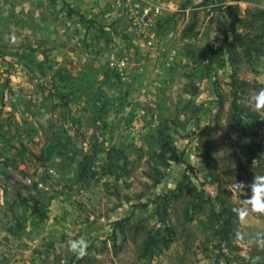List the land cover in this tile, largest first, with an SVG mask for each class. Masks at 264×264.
<instances>
[{
  "label": "rangeland",
  "instance_id": "obj_1",
  "mask_svg": "<svg viewBox=\"0 0 264 264\" xmlns=\"http://www.w3.org/2000/svg\"><path fill=\"white\" fill-rule=\"evenodd\" d=\"M152 1L151 58L109 0H0V264H264V8Z\"/></svg>",
  "mask_w": 264,
  "mask_h": 264
},
{
  "label": "built area",
  "instance_id": "obj_2",
  "mask_svg": "<svg viewBox=\"0 0 264 264\" xmlns=\"http://www.w3.org/2000/svg\"><path fill=\"white\" fill-rule=\"evenodd\" d=\"M116 15L126 21L147 48L149 57H157L161 51L156 27L163 15V6L152 0H109ZM110 66L122 72L126 67L124 59H112Z\"/></svg>",
  "mask_w": 264,
  "mask_h": 264
},
{
  "label": "trees",
  "instance_id": "obj_3",
  "mask_svg": "<svg viewBox=\"0 0 264 264\" xmlns=\"http://www.w3.org/2000/svg\"><path fill=\"white\" fill-rule=\"evenodd\" d=\"M258 14L264 18V9H261L260 11H258ZM233 68H235L234 65H233ZM231 109L234 111V115L237 118L238 123L242 122V120L245 117H248V116L252 117L253 116V114L248 115V113H246L244 110H242L237 105L236 100H234V99L231 102ZM252 150H253V148L248 144L247 150L245 152L241 153L238 157V162L240 165L242 164V161L244 160V158L248 155V152H250ZM169 159L176 161L177 160V153L173 151L172 154L170 155ZM184 176H186V174H184ZM257 181L263 182V184H264V170H260L257 173ZM180 191H181V182H179L177 184L175 189H173L169 192L163 193L161 195H158L153 200V202L156 204V214L159 216L161 221L164 220V217H162V215L166 213L167 206H168L170 200L172 199V197L180 194ZM220 206H221V208H220V211L218 212V217H223L224 222H223V225H219V228L217 229V235L219 238L228 239L230 237V235L231 236L236 235L235 230L231 227L233 224V220L235 218V215H236V211L233 208L224 207L222 203H220ZM186 214H188V211L186 212ZM121 222L122 221H116V224H119ZM155 244H156V238L151 233H149L148 238L145 242V246H144L143 251L141 253L142 256L147 255V252L150 251L155 246ZM167 244H168V240L166 238H163V245L167 246ZM230 244L231 243L228 240H225V245L229 246Z\"/></svg>",
  "mask_w": 264,
  "mask_h": 264
},
{
  "label": "clouds",
  "instance_id": "obj_4",
  "mask_svg": "<svg viewBox=\"0 0 264 264\" xmlns=\"http://www.w3.org/2000/svg\"><path fill=\"white\" fill-rule=\"evenodd\" d=\"M257 101H258V104H257V107H264V90H262L259 95L257 96ZM87 247V244L85 241L81 240L79 242H73L71 243L70 245V248L73 252H77L78 254L80 255H83L84 254V251Z\"/></svg>",
  "mask_w": 264,
  "mask_h": 264
},
{
  "label": "crops",
  "instance_id": "obj_5",
  "mask_svg": "<svg viewBox=\"0 0 264 264\" xmlns=\"http://www.w3.org/2000/svg\"><path fill=\"white\" fill-rule=\"evenodd\" d=\"M246 3L258 4L260 7L264 8V0H244Z\"/></svg>",
  "mask_w": 264,
  "mask_h": 264
}]
</instances>
